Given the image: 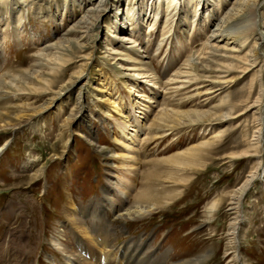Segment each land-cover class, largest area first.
I'll return each mask as SVG.
<instances>
[{
  "label": "rangeland",
  "instance_id": "rangeland-1",
  "mask_svg": "<svg viewBox=\"0 0 264 264\" xmlns=\"http://www.w3.org/2000/svg\"><path fill=\"white\" fill-rule=\"evenodd\" d=\"M100 1L0 0V80L10 81L28 72L46 70L42 64L45 61L43 54L49 52L50 47L65 36L90 7L100 6ZM167 1L158 2L163 10L158 13L155 28L150 31L152 15L148 19L149 12L146 13L148 7L151 8V0H104L101 7L106 9L94 21L97 29L80 39L84 47L78 46L79 51L70 47L69 60L61 66L53 89L60 90L84 68L85 75L70 91L62 94L55 107L37 120L39 131L34 132L30 124L17 131L7 129L0 132V147L10 140L0 153V264H3L4 254L17 253L18 250L23 264H67L65 253L58 249L56 241L58 231L65 230L64 225L68 224L67 210L74 216L89 212V217L84 219L89 231L96 234L93 237L103 239L101 233L106 230L105 238L113 249H118L119 258L121 250L129 243L131 250L137 246L140 252H146L143 261L147 264H264V127H261L264 126V107L261 122L256 120L253 108L237 116V112L246 111L261 94L264 66L260 78L254 82L252 72L234 82L213 84L215 87L208 83L201 85L200 81L170 83L188 58L202 54L198 59L204 62L202 56H208L204 53L207 43L219 24H223V35L217 41L220 49H211L217 56H208L215 63L210 65L223 62L219 56L228 53L235 60H231L234 70L246 66L238 60L246 51H251L254 40H249L244 53L229 51L232 47L233 50L239 49L240 43H227L231 36L229 31L240 25L231 23L232 18L239 17L232 8L240 0H214L221 5L205 0L204 9H199L197 15L194 3L189 4V10L170 15ZM131 13L141 15V18L147 16V19L140 22L139 27L124 24L134 22L130 20ZM228 14L233 17L225 22ZM256 16V34L264 37V28L259 25L264 18V0H260ZM120 34L136 40L138 50H123L125 47L115 37ZM70 37L77 38L72 33ZM112 48H120L124 54H115ZM259 53L264 61V41L259 45ZM89 54L93 57L86 67L84 58ZM130 60L138 66L144 63L143 67L150 69L149 74L155 75L153 80L156 83L148 84L157 85V88L134 82V72L125 69ZM236 74L237 71H232L229 78ZM135 83L138 86L133 85ZM129 86H133L135 95L137 90L143 93L135 97V100L141 99L137 101L138 107L151 106L146 109L148 122L141 119L147 125L164 107L233 113L231 118L202 120L150 133L152 138L157 134L164 137L143 142L140 146L137 153L143 161L148 159L141 165L140 181H147V184H138L135 195L140 189L152 192L159 197L158 205L163 206L141 220L124 224L114 219L112 212V205H118L120 195L114 184L122 172V160L116 154L124 151L116 140L120 134L116 131L114 117L120 116L113 111L114 101L122 97L126 113L131 117L129 123L136 125L129 98L134 96H131ZM151 97L153 102L145 101ZM45 101L43 95L0 89V116L18 112L22 115L19 104L27 103L35 108L44 105ZM72 115L75 119L69 123ZM260 133L263 134L262 146L256 152L250 148L251 142ZM195 145L204 147L199 158L190 166L178 167L177 173V167H172L166 159ZM246 150L252 151L243 156ZM29 158L42 165V174L23 171L22 165ZM260 160L263 174L253 180L240 205L233 209L232 195ZM135 195L132 193L129 197L128 205L135 200ZM214 201L218 202V207L210 212L208 207ZM235 219H240L237 234L233 233ZM67 230L71 240L75 237V244L80 242L86 250L93 248L89 238L84 237L79 229L72 226ZM21 236L25 238L24 242L31 241L30 245H17L20 243L18 239L12 242L14 244H7Z\"/></svg>",
  "mask_w": 264,
  "mask_h": 264
},
{
  "label": "bare ground",
  "instance_id": "bare-ground-1",
  "mask_svg": "<svg viewBox=\"0 0 264 264\" xmlns=\"http://www.w3.org/2000/svg\"><path fill=\"white\" fill-rule=\"evenodd\" d=\"M103 1L104 0L100 1V3H99L100 6H98V7H90L86 11V13L82 16V18L73 27H71L68 30V32H66L65 36L59 38L57 40V42H55L52 45V47H50L51 50L49 52L43 54L45 61L42 64H44L46 66V70H48V71L38 69V70H35L34 72H28L29 74L25 73V74H22L20 76L13 77L12 80H10V81H8L4 78H2V80H0V89L14 90L15 92H29V93H33V94H39V95L46 96L45 104L42 105L41 107H35L34 108V107L30 106V104L26 103V104L21 105L22 104L21 103L19 105L22 108L21 109V113H23L22 115H20V112H18L19 114L18 113L8 114L7 116L1 115L0 116V132L6 131L7 129L11 130V131H17L20 127L22 128V126H27L30 124H32L34 132L39 131L40 127L38 125L39 122L37 120H39L40 117L44 113L48 112L51 108L55 107L57 105L56 102L60 98H62V94L70 91L74 87V85L77 82H79L80 79L85 75V74H83L86 70L84 68L83 70L75 73L74 76L72 77V79H70L68 82L64 83L60 90L55 91L53 89L54 80L58 76L59 72L61 71V68H62L61 66L64 65L69 60V58H68L69 56L67 54L70 53V50H71L70 47H74V48L76 47V52L79 51L80 49L78 46L84 47L83 44L80 43V39L86 38L88 35L91 34V32L93 30L97 29L98 25L97 24L94 25V21L95 20L97 21L98 17L100 16V13L106 9L105 7H101V5L104 6V4H101V3H103ZM209 1H211L212 3H216L214 0H209ZM217 1H219V0H217ZM158 2H160V0H151V4H150L151 8L148 7V9H147L148 11L146 14L148 15V12H149V18L148 19H151V15H152V20L149 23L150 31L155 28L156 23L159 20L158 13L161 12L160 10H163L160 8V5L158 4ZM225 2H226V0H225ZM193 3H194V6H196L195 12L197 15L198 11H200L199 9H204L203 4H205V0H186L185 3H183L182 0H169V1H167V11H170L169 12L170 15L173 13H175V15H177L180 12H183L185 10H189V7H190L189 4H193ZM216 4L221 5V2L220 3L218 2ZM259 4H260V0H240V3H236V5H234V7L232 8V11L233 10L237 11V15H239V17L232 18L233 15L228 14L227 18L225 19V22H229L228 18H232L233 20L231 21V23L238 22L240 24L234 30L229 31V34H231V36L229 35L230 36L229 42H227L228 44L240 43V47H239V49H235V50H233L234 48L232 47L229 51H237L239 53H241V52L244 53L243 51H245V49H247V46L249 45V44H247V43H249V40L250 39L254 40V45H253V48L251 49V51L250 52L246 51L245 56H243V57L239 56L240 60H238V62L243 61L244 64L246 65L245 67H243L240 70H234L235 65L232 64L233 61H231L234 59L232 57H230L228 53L226 54V56H219V57L223 58V60H222L223 62L216 63V65H213V66L210 65V64H215V63L211 62L212 60H210L208 58V56H217L214 51L220 49V48H218L217 41H219L218 39H220V37L223 35V30L221 29L223 24H219L218 27H216L212 31L210 42L207 43L206 50L204 51V53L208 54V56L207 57L202 56L203 60L205 59L204 62H206V64H204V62L199 61V59H200L199 56H201L202 54L197 56V57L195 56L194 58H192L193 57L192 56L190 60L188 58L184 62V65H183L184 67L179 69L178 71H176L175 76L171 78L170 83L176 84V82H182V84H188L191 82L200 81L201 85L208 83L209 85H212V87H215V85H213V84H216V83L222 84V83L234 82V81H237L238 79H241L245 75L252 73V72H253V76L255 75V78H252V81L254 82L255 80H257V78L259 79L261 76L260 73L263 71V66H264V61H262L260 59L261 55L259 53V45L261 44V42L264 41L263 40L264 37H263V35L257 36V34H256V30H257V26H256L257 25V16L256 15H257V11L259 9ZM141 7H142V5L140 4L139 8H141ZM129 12H131V11H129ZM132 12H133V10H132ZM146 17L147 16L141 18V15L136 16V13L135 14L131 13L130 20H134V22L129 21V22H126L124 24L134 25V26L139 27V26H141L140 22L145 21V19H147ZM200 17H201V14H200ZM153 18H155V19H153ZM259 25L262 28H264V18H263V20H260ZM218 32H220V33H218ZM71 33L74 36H77V38L70 37ZM255 34H256V36H255ZM147 35H148V33H147ZM115 37L118 41H120V44L123 47H125V49H123V50H130V51L138 50V48H137L138 43L136 40H132L131 38L127 37L126 35H122V34L115 35ZM161 45H163V44H161ZM236 46L237 45H234V47H236ZM112 49L114 50L113 52L115 54H118V55H121L122 53L124 54L123 50L120 48H112ZM211 49L214 51H211ZM66 56H67V58H66ZM92 57L93 56H91V54H89L88 56H86L84 58L86 60L85 61L86 63H84L85 64L84 66L87 67V65L90 64ZM128 64H129L128 67H126L125 69L134 72V73H132V76L134 77V82H137V83L138 82L139 83L144 82V84L145 83L148 84L149 82L156 83L153 80L154 79L153 76H155V75H152L151 73L149 74L150 69L143 67V66H145V65H143L144 63H142L140 66H138V65H136V63L133 60H130V61H128ZM232 71H237L238 74H236L235 76H232V78H229V75ZM200 72H202V74ZM217 72L218 73H224V75L214 74ZM179 78H182V80H180ZM179 84H181V83H179ZM133 85L138 86V84H136V83ZM148 85H150V84H148ZM150 87L152 89L153 88L155 89V88H157V85H150ZM163 87H165V86H163ZM129 89H131V92L133 93V95H131V96H134L133 99H131V97H129V98H130V105H131L130 108H132V110L134 111V116L136 118V125H131L129 123L131 121V117H130V115H127V113H126L127 110H126V107L124 106L123 98L121 96H120L121 98L119 100L114 101L115 109L113 111L120 116L118 118L114 117L115 126L117 129L116 131H118L120 134V137H117V138L115 137V138L118 141V144L120 145V147H122L123 150L126 152H124V151L123 152H117V154H116L117 157H121L120 159L122 160L121 165H120V169L122 170V172H121L122 174L120 173L116 177L117 181L114 184L116 192L118 194L120 193V195H119L118 205H112L113 206L112 212L114 214L113 215L114 219H116L120 222L122 221L124 224L128 223L130 221L141 220V219L153 214L157 209H159L161 206H163V205H158V203L156 201L159 199V197L156 196L155 194L153 195L152 192H148V191H145L144 189H142V190L140 189L139 192L136 193V195H135V192H136L135 190L137 189L138 184H140V183L142 185L147 184L146 183L147 181L143 182L140 180L142 179L141 178V176H142L141 165L143 163H147L148 159L145 158V160L143 161L140 154L137 152H139L141 150L140 146L142 145L143 142H149L153 139H158L160 137L161 138L164 137V136H160L159 134H157V137L155 136L154 138H152L149 136L150 133L152 131H155V130H157V132H159V131H161V129L166 128V127H176V126H180V125L185 126V125L193 123V122H196V123L198 121L202 122V120L213 121L215 119H219V120L225 119L226 117L231 118L232 113H233V111H231L230 113L229 112L225 113V114L224 113L223 114H217V113H213L211 111H196V110L182 111V110H175L174 108L170 109L169 107L168 108L164 107V108H162L160 113L157 112L158 114L155 117V119H153V121H151V124L147 125V123H145L141 119H146V121L149 119V115H148L149 113H147L146 109H150L151 106L150 105L145 106L146 108L143 106H142L143 108L138 107L137 101H139L141 99L138 98L139 100H135V97H139L140 94H143V93H140V91L137 90L138 94L135 95L133 92L134 91L133 86H131ZM170 91H173V90H170ZM207 91H210V90H207ZM261 91L262 92L260 95H258V98L253 103H251L249 106H247V110L243 111L240 114L237 112V114H238L237 116L242 115V114L246 113L248 110L253 108L254 113L256 115V117H255L256 120L258 122L262 121V117L264 116V115L262 116V112H263L262 109L264 107L263 106V104H264L263 103V101H264V98H263L264 84H262V83H261ZM157 92H158L157 90L154 91V94L156 95ZM251 94H252V92H250L249 95H251ZM144 95H142V96H144ZM152 99H153V97H151V99L145 100V101L153 102ZM221 103L224 104V100H222ZM80 105H81V101H80ZM136 108H138V110H136ZM107 113H109V111H107ZM263 114H264V112H263ZM109 115L111 116V112L109 113ZM5 117H6V119H4ZM74 119H75V115H72L69 117L68 122L70 123ZM129 126H133V127L129 128ZM261 127H264V126H261ZM259 130H260V128H259ZM161 134L164 135V133H161ZM78 135L81 137H84L83 134L78 133ZM262 135L263 134L260 133L257 137L252 139L253 142H251L250 148L255 149L256 152H259L258 150L262 146V145H260ZM9 142H10V140H9ZM9 142H7V144H4L2 147H0V153L3 152V150L9 144ZM205 143H207V141ZM93 144H95V143H93ZM206 147H208V146H206ZM203 149H204L203 146H200V145L196 146L195 145V146L191 147L190 149H185L184 152L173 155L172 157H170L166 160L168 163L172 164V167L173 166L177 167V170L175 169V171L177 172V171H179L178 167H180V166L182 167V166L192 165L194 159L199 158L201 150H203ZM250 151H252V150L244 151L243 156L248 155L250 153ZM202 154H203V152H202ZM254 155L260 156L259 153H254ZM149 162H150V160H149ZM151 163H153V160ZM262 163H263L262 160L258 161L254 165V170H252L251 173L248 175V178L235 190V193L232 195L233 196L232 200H233V203L235 204L232 207L233 209L236 208V205L237 206L240 205L242 198L244 197L246 191L248 190V188L251 185V183L253 182V180L256 179V177H259V176H261V174H263V172L261 171V168L263 166ZM41 166L39 163H37V161L35 159H32V158L27 159L24 162V164L22 165L23 171H35L36 174H42L43 173L44 170L43 171L41 170ZM191 168H193V167H191ZM116 172H117V170H116ZM157 177H159V176H157ZM149 180H150V184L153 185L154 181H153L152 177L149 178ZM164 189H161V190L163 191ZM155 192H157V191H155ZM132 193H133V195H135V200L133 199L134 201L131 203V205H128L129 204L128 200H129V197L132 196ZM124 195H125V198H124ZM166 195H168V194H166ZM126 196H127V198H126ZM126 203H127V205H126ZM72 206L75 207L74 204H72ZM217 207H218V202L214 201V203H212L208 207V209L210 212H213L214 210L217 209ZM65 215L68 219V224L64 225L65 230L63 228V229H60L58 231L57 237H59V238L56 241L58 243L57 244L58 249L60 251L62 250V252L65 253L66 261L68 262V263L66 262L67 264H147L145 261H143V256L146 254V252H143V251L140 252L137 246H135L131 250V247H130L131 245H129V243L126 246H124L123 249L121 250V257L120 258L117 257V255H118L117 250L118 249L117 248L113 249V245H110L107 242V240L105 238V235H106L105 231L106 230L103 233H101L102 236H104L103 239L97 238L96 236L95 237L97 239L95 237H93L95 233H93V232L91 233V231H89V228L86 226V224L84 222L86 220L85 218L87 216L89 217V215H90L89 212L81 213V214H79V216H80L79 217V216H74L72 214V212L67 210V211H65ZM98 221H101V220L99 219ZM239 221H240V219H235V226L233 227V233L234 234H237V232H238ZM72 226L74 228H76V230L79 229V231L81 232V234L84 237H87V239L89 238V241H90L89 243H91L90 246H92L93 248L86 250V248H84L80 242H77V244L74 243L75 237L73 238V240H71L72 237L69 236L67 227L69 228ZM99 226H100V224H99ZM17 239L20 241V243H18L17 245L26 246L29 244V242L31 243V241H29V240H26L24 242L25 238H22V236H21V237H17L15 239L9 240L8 241L9 243H7V244H11L14 240H17ZM12 244H14V243H12ZM58 245H61V246H58ZM75 245L78 246V249H76ZM109 246H111L112 249H109ZM119 247H121V246H119ZM16 252L17 253L11 252L12 254L11 253L4 254V256H3L4 259L1 263H3V264H23L21 262L22 257H21L19 250ZM235 256H236V258H239L238 254H236Z\"/></svg>",
  "mask_w": 264,
  "mask_h": 264
}]
</instances>
